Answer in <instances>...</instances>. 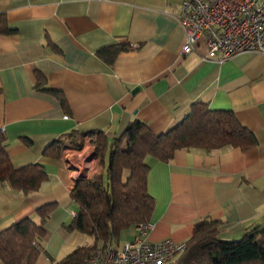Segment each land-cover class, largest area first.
Returning <instances> with one entry per match:
<instances>
[{"label": "crops", "instance_id": "1", "mask_svg": "<svg viewBox=\"0 0 264 264\" xmlns=\"http://www.w3.org/2000/svg\"><path fill=\"white\" fill-rule=\"evenodd\" d=\"M179 5L180 0H0L5 149L14 167L39 164L47 174L27 194L0 182V231L25 217L37 221L36 208L55 202L46 235L36 241V264H55L88 244L87 235L66 228L77 211L68 153L94 155L92 132L111 141L134 120L154 135L166 133L199 101L234 112L257 144L179 149L168 162L146 156V187L155 200L146 238L187 242L194 224L206 218L220 221L217 236L223 240L264 225V54L241 53L222 62L204 59L201 47L181 54ZM114 44L128 46L110 63L98 56L100 48ZM58 139L64 141L60 157L46 155ZM140 227L131 225L112 242L121 246Z\"/></svg>", "mask_w": 264, "mask_h": 264}, {"label": "trees", "instance_id": "2", "mask_svg": "<svg viewBox=\"0 0 264 264\" xmlns=\"http://www.w3.org/2000/svg\"><path fill=\"white\" fill-rule=\"evenodd\" d=\"M127 44L100 48L99 57L109 63ZM62 105H66L59 96ZM94 156L100 170L79 179L70 190L77 206L68 229L77 230L91 242L78 246L55 264H82L94 251L106 246L131 225L147 224L155 200L148 193L146 156L168 162L179 149H217L223 146L247 149L257 144L253 132L240 124L234 112L210 109L204 102H194L188 114L166 133L154 135L139 120L130 122L119 137L111 139L102 132H92ZM5 135L0 130V182L24 194L37 191L47 179L39 164L14 167L5 149ZM63 140H56L44 153L60 157ZM55 202L35 210L38 220L25 217L0 231V259L3 264H36V241L45 237L46 219L56 208ZM220 221L201 219L194 224L186 248L173 264H264V225L256 226L240 238H218Z\"/></svg>", "mask_w": 264, "mask_h": 264}, {"label": "built area", "instance_id": "3", "mask_svg": "<svg viewBox=\"0 0 264 264\" xmlns=\"http://www.w3.org/2000/svg\"><path fill=\"white\" fill-rule=\"evenodd\" d=\"M176 20L184 32L183 55L199 47L204 59L218 62L241 53L264 54V0H180ZM92 152L68 154L75 178L97 172ZM140 226L133 239L121 246L110 242L99 247L82 264H169L185 250L186 242L149 241L150 225Z\"/></svg>", "mask_w": 264, "mask_h": 264}, {"label": "rangeland", "instance_id": "4", "mask_svg": "<svg viewBox=\"0 0 264 264\" xmlns=\"http://www.w3.org/2000/svg\"><path fill=\"white\" fill-rule=\"evenodd\" d=\"M68 154H69V153H68ZM74 161H75V160H74ZM78 161H79V160H78ZM78 161H77V162H78ZM72 163H74V162L72 161ZM74 164H76V162H75ZM98 164H99V161H98ZM87 241H88V244H89V243L91 242V238H88V237H87Z\"/></svg>", "mask_w": 264, "mask_h": 264}, {"label": "water", "instance_id": "5", "mask_svg": "<svg viewBox=\"0 0 264 264\" xmlns=\"http://www.w3.org/2000/svg\"><path fill=\"white\" fill-rule=\"evenodd\" d=\"M79 179H82V177L75 178V181H78Z\"/></svg>", "mask_w": 264, "mask_h": 264}]
</instances>
